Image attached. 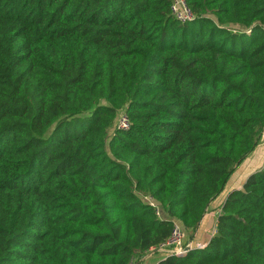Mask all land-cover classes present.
Returning a JSON list of instances; mask_svg holds the SVG:
<instances>
[{
  "label": "trees",
  "instance_id": "obj_1",
  "mask_svg": "<svg viewBox=\"0 0 264 264\" xmlns=\"http://www.w3.org/2000/svg\"><path fill=\"white\" fill-rule=\"evenodd\" d=\"M173 1L0 0V264L139 261L261 143L264 0ZM158 264H264V168Z\"/></svg>",
  "mask_w": 264,
  "mask_h": 264
},
{
  "label": "crops",
  "instance_id": "obj_2",
  "mask_svg": "<svg viewBox=\"0 0 264 264\" xmlns=\"http://www.w3.org/2000/svg\"><path fill=\"white\" fill-rule=\"evenodd\" d=\"M260 162H262V165L259 168ZM243 167H245L244 168L245 170L243 169L239 171ZM263 167H264V145L263 143H260L256 147V149L241 164L235 167L234 172L232 173V175L226 182V185L223 191L212 199L198 227L193 232H189L191 235V238H193L192 240H194L198 238L199 228L203 227L204 229V236L202 237V239L197 241L196 244L194 243V245L191 243L192 247L194 248L193 250H196L199 246H206L209 240L211 239V237L215 235L217 218L219 214L221 213L223 204L225 200L227 199V197L229 196V194L237 190L239 191L242 190L243 185L245 184L247 179L251 175L261 171ZM229 181H231L230 182L231 189L228 193H226L225 188L228 185ZM221 195L223 196L222 197L223 199L218 201L217 199ZM210 226L212 227V229L213 228L214 229L212 230ZM163 258L164 257H162L161 255H150L146 253V255L142 259H140L139 261H135L132 264H158V262L160 260H163Z\"/></svg>",
  "mask_w": 264,
  "mask_h": 264
},
{
  "label": "built area",
  "instance_id": "obj_3",
  "mask_svg": "<svg viewBox=\"0 0 264 264\" xmlns=\"http://www.w3.org/2000/svg\"><path fill=\"white\" fill-rule=\"evenodd\" d=\"M171 15L180 23L186 24L194 20V14L190 9L187 0H174L171 6ZM118 129L122 131H127L131 127V121L126 113H121L117 121ZM262 143L264 145V130L262 132ZM147 202L155 208L156 215L162 218L161 210L159 209L157 203L154 199L148 198ZM205 246H199L197 249H203ZM194 248L191 243H188L185 239V232L182 225L173 220V230L170 237L148 251L150 255H161L166 259L170 256H183L188 252L192 251Z\"/></svg>",
  "mask_w": 264,
  "mask_h": 264
},
{
  "label": "rangeland",
  "instance_id": "obj_4",
  "mask_svg": "<svg viewBox=\"0 0 264 264\" xmlns=\"http://www.w3.org/2000/svg\"><path fill=\"white\" fill-rule=\"evenodd\" d=\"M261 143H262V140H261ZM261 165H262V162H260V164H259V168L261 167ZM245 167H243L242 169H240L239 171H241V170H243ZM264 168V167H263ZM258 169V168H257ZM245 170V169H244ZM263 170V169H262ZM260 172V171H259ZM230 182L231 181H229V183H228V185L226 186V188H225V190H226V193H228L229 191H230V189H231V185H230ZM223 196L221 195L217 200L219 201V200H222L223 198H222ZM212 224H213V222H212ZM212 226V225H211ZM210 226V227H211ZM211 229H212V227H211ZM214 229V228H213ZM212 229V230H213ZM204 236V229H203V227H201V228H199V234H198V238L197 239H194V240H192L193 238H191V235H190V233L189 232H185V239L188 241V242H190V243H192L193 245H194V243L196 244V242L197 241H199L200 239H202V237ZM205 237H207V236H205Z\"/></svg>",
  "mask_w": 264,
  "mask_h": 264
}]
</instances>
